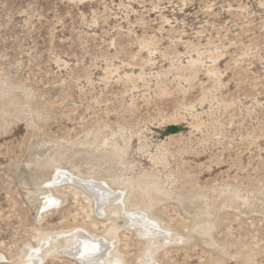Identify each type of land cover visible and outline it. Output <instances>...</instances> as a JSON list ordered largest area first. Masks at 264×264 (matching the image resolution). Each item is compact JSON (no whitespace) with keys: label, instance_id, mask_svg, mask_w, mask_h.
I'll use <instances>...</instances> for the list:
<instances>
[{"label":"rangeland","instance_id":"obj_1","mask_svg":"<svg viewBox=\"0 0 264 264\" xmlns=\"http://www.w3.org/2000/svg\"><path fill=\"white\" fill-rule=\"evenodd\" d=\"M82 230L104 264H264V0H0V264H83Z\"/></svg>","mask_w":264,"mask_h":264},{"label":"bare ground","instance_id":"obj_2","mask_svg":"<svg viewBox=\"0 0 264 264\" xmlns=\"http://www.w3.org/2000/svg\"><path fill=\"white\" fill-rule=\"evenodd\" d=\"M58 178H59L57 179L58 181L67 180V179L73 180V181L77 180L73 177L71 173H69V171L60 172L58 174ZM76 182L81 183L82 186H84V188L93 196V198L95 199L96 207L99 211L100 210L102 211L104 209V206L110 201H118V204L120 205V207L122 208L124 207L121 199L118 196H115L114 190L109 189L106 183H102L98 181L96 182L93 180H78ZM52 201H53L52 199L45 201L43 206L45 207V206L52 204ZM129 218L133 224H137V226L139 225L142 230L149 227L147 225H151L152 227V223H150V221L147 219L148 217L146 218L145 215L142 213H133L132 215L129 216ZM73 236L75 238L76 245L69 249L68 254L72 253L76 258L82 261L83 264H104L106 261L105 259L107 258V255L110 256L113 254V252L110 249L106 248V246H108L107 242H109L110 237L109 238L105 236L98 237L96 235L92 236L84 230H82L81 233L74 232ZM48 241H49L48 238L42 239L41 245L42 246L44 244L47 245ZM29 251H30L31 258L27 259V264H41V259L43 258L41 257L42 255H40L41 253L39 254L41 250L40 249L37 250V248L30 247ZM2 258L3 256L0 254V261L2 260Z\"/></svg>","mask_w":264,"mask_h":264}]
</instances>
